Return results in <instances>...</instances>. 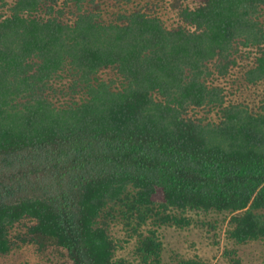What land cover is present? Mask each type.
<instances>
[{
  "label": "trees",
  "instance_id": "trees-1",
  "mask_svg": "<svg viewBox=\"0 0 264 264\" xmlns=\"http://www.w3.org/2000/svg\"><path fill=\"white\" fill-rule=\"evenodd\" d=\"M238 70L264 83V0H0V256L131 264L120 222L138 264H210L166 262L159 228L211 211L264 241V100L220 83Z\"/></svg>",
  "mask_w": 264,
  "mask_h": 264
},
{
  "label": "rangeland",
  "instance_id": "rangeland-1",
  "mask_svg": "<svg viewBox=\"0 0 264 264\" xmlns=\"http://www.w3.org/2000/svg\"><path fill=\"white\" fill-rule=\"evenodd\" d=\"M13 2V0H7ZM169 6V5H168ZM170 16L173 13H169ZM250 57L242 53L239 56V64L247 65ZM104 78L113 77V73H103ZM220 83L225 87H230L239 101H245L252 106L262 104L264 100V83L258 86L246 85L243 81V74L240 70L234 75L222 79ZM263 105V104H262ZM213 110V111H212ZM196 118L212 121L218 119L216 108L207 110H197L192 113ZM195 223L186 228H178L174 225L166 224L159 228V232L164 241V260L170 262L179 257L193 258L200 257L210 264H232L226 255V249H236L242 264H264V241H251L243 244L227 243L224 237V225L228 219V213L211 211L207 213H191ZM218 222L220 228L216 231L203 224V222ZM26 231L24 224L16 226L14 232ZM114 234L121 240L119 257L127 258L131 264H138L136 255L137 240L125 242L127 238L126 228L120 222L113 226ZM0 264H61L60 258L53 247L40 251L33 244H24L15 248L10 254L0 256Z\"/></svg>",
  "mask_w": 264,
  "mask_h": 264
}]
</instances>
